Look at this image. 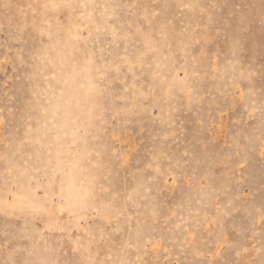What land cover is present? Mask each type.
<instances>
[{
  "label": "rangeland",
  "instance_id": "374dc122",
  "mask_svg": "<svg viewBox=\"0 0 264 264\" xmlns=\"http://www.w3.org/2000/svg\"><path fill=\"white\" fill-rule=\"evenodd\" d=\"M0 264H264V0H0Z\"/></svg>",
  "mask_w": 264,
  "mask_h": 264
}]
</instances>
